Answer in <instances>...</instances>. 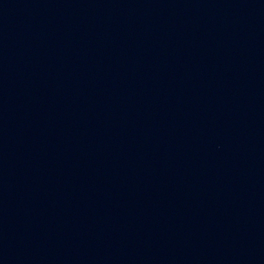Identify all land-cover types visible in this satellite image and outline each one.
<instances>
[{
	"label": "water",
	"instance_id": "1",
	"mask_svg": "<svg viewBox=\"0 0 264 264\" xmlns=\"http://www.w3.org/2000/svg\"><path fill=\"white\" fill-rule=\"evenodd\" d=\"M0 264H264V0H0Z\"/></svg>",
	"mask_w": 264,
	"mask_h": 264
}]
</instances>
